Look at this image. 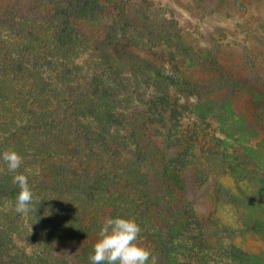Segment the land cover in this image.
I'll return each instance as SVG.
<instances>
[{
  "label": "trees",
  "instance_id": "obj_1",
  "mask_svg": "<svg viewBox=\"0 0 264 264\" xmlns=\"http://www.w3.org/2000/svg\"><path fill=\"white\" fill-rule=\"evenodd\" d=\"M168 9L163 0H0V151L22 157L36 260L68 264L59 244L83 238L75 260L90 264L98 231L89 221L100 227L123 210L140 224L150 264H211L198 254L218 240L224 264H264L233 241L264 242V139L247 146L264 131L263 64L201 48ZM213 125L230 140L213 142L211 172L189 178L180 160ZM13 175L0 174V199L15 206ZM217 208L227 220L212 217ZM0 264H25L13 241L0 240Z\"/></svg>",
  "mask_w": 264,
  "mask_h": 264
},
{
  "label": "rangeland",
  "instance_id": "obj_2",
  "mask_svg": "<svg viewBox=\"0 0 264 264\" xmlns=\"http://www.w3.org/2000/svg\"><path fill=\"white\" fill-rule=\"evenodd\" d=\"M163 1L166 2L167 6L170 8L167 12L170 13L172 18L180 24V26H184L186 31L191 33L188 37L201 48L220 46L221 50L223 49L224 52L231 56L234 55L237 57L241 54L243 57L249 56L252 65H255L256 69L258 65L263 64L264 67V0ZM252 31H254V33H252ZM43 57H45V55H43ZM101 74L99 70L97 79L106 83V80L101 77ZM167 76L174 78L171 74ZM6 89L5 85H3L2 90L5 91ZM4 114H6V111H4ZM190 122L192 123V121ZM203 127L204 133H200L203 139H200V137L199 140L196 141V145L188 149L184 160H180L183 164H190L187 169V177L189 178L194 177L195 173L202 176L211 172L214 166L212 167L213 169L211 167L209 168V166L210 164L214 165V161L209 152L213 150V142L222 143L223 137H225V140H223L225 141L224 143H228L230 140L228 136L226 137L225 133H220L214 125L213 127ZM199 129L200 128L197 127V131H199ZM211 131H214L215 135H211L213 134ZM262 133L263 136H253L247 146H256L259 140L264 139V131H262ZM262 145L264 146V142ZM46 156L47 155H42L41 157L45 158ZM43 158L36 157V155H28L25 159H28L29 162L35 161L36 164H40ZM0 164V174L9 173L2 160H0ZM31 167H33V170L36 169V165ZM215 169H217L216 171H220L217 167ZM188 181H190V179ZM221 183L223 185H232L230 179H224ZM251 193L253 195V192ZM226 210L227 209L224 208L212 211V217H217L219 220L222 218L226 219L224 215ZM107 213L103 215L104 221L108 218ZM116 214L126 218L123 210H117ZM26 217L25 214L15 211V206L12 205L10 200L6 198L0 199V240L8 242L10 240L13 241L21 250L25 264H29V262H33V264H44V262L40 261L41 259L36 260L33 258L34 255L37 256L40 252V243L37 242V240H39L41 236L34 232L35 228L31 224L29 225ZM89 222L92 231L97 232L100 227H98L97 224L95 226V223L92 221ZM231 229H234L236 234L240 233V228L235 224L231 226ZM77 235V237L85 236V234L81 232H77ZM64 239L65 237H62V241H64ZM141 241L145 242L144 245L148 248L151 246L150 241L146 237H143ZM233 241L240 250L264 258V242L259 237L246 236L243 234L241 237H235ZM186 243V240L182 238L180 242H174L173 244L175 246H184ZM217 243H219L217 246L222 245L220 244V240H218ZM82 244L83 238L75 240V242L67 241V248L63 247V244H59L62 253L69 259L68 264H80L75 260V256L82 251ZM217 246L213 248L212 253L203 250V252L199 251L200 254L198 255H201V258L204 256L208 258L211 264H224L221 255L218 254L219 249ZM5 247H9V250L12 249L9 243L5 244ZM210 254L212 255L210 256ZM217 258L218 260L216 261Z\"/></svg>",
  "mask_w": 264,
  "mask_h": 264
},
{
  "label": "clouds",
  "instance_id": "obj_3",
  "mask_svg": "<svg viewBox=\"0 0 264 264\" xmlns=\"http://www.w3.org/2000/svg\"><path fill=\"white\" fill-rule=\"evenodd\" d=\"M0 160L9 172L14 173L12 182L19 189L15 197V211L21 214L32 211L34 197L28 178L17 171L22 164V157L13 148H9L0 151ZM141 231L140 225L133 218L119 215L106 218L97 232V240L88 257L90 264H150L151 251L138 244Z\"/></svg>",
  "mask_w": 264,
  "mask_h": 264
}]
</instances>
